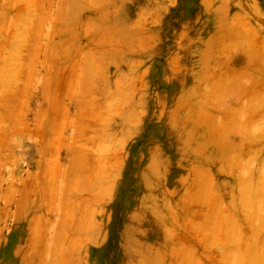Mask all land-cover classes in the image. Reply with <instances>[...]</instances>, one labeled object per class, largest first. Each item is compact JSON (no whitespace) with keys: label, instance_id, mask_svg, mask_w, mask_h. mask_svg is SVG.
Instances as JSON below:
<instances>
[{"label":"rangeland","instance_id":"rangeland-1","mask_svg":"<svg viewBox=\"0 0 264 264\" xmlns=\"http://www.w3.org/2000/svg\"><path fill=\"white\" fill-rule=\"evenodd\" d=\"M23 253L264 264V0H0V264Z\"/></svg>","mask_w":264,"mask_h":264},{"label":"crops","instance_id":"crops-1","mask_svg":"<svg viewBox=\"0 0 264 264\" xmlns=\"http://www.w3.org/2000/svg\"><path fill=\"white\" fill-rule=\"evenodd\" d=\"M26 253V252H25ZM25 253H23L21 256H20V258H19V260H18V262H17V264H26V260H25V258H27V257H25Z\"/></svg>","mask_w":264,"mask_h":264}]
</instances>
